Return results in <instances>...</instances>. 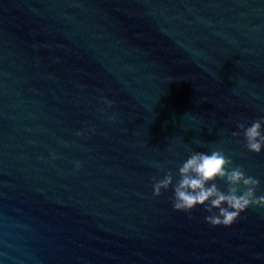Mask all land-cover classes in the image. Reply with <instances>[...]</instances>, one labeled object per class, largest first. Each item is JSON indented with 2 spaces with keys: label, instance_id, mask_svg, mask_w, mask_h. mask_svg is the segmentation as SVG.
<instances>
[{
  "label": "water",
  "instance_id": "95a60500",
  "mask_svg": "<svg viewBox=\"0 0 264 264\" xmlns=\"http://www.w3.org/2000/svg\"><path fill=\"white\" fill-rule=\"evenodd\" d=\"M0 264H264V0H0Z\"/></svg>",
  "mask_w": 264,
  "mask_h": 264
}]
</instances>
